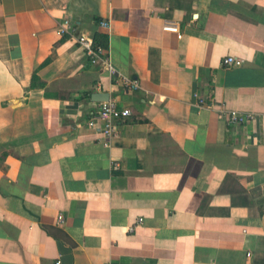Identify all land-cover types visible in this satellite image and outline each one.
I'll return each instance as SVG.
<instances>
[{
	"label": "crops",
	"instance_id": "crops-1",
	"mask_svg": "<svg viewBox=\"0 0 264 264\" xmlns=\"http://www.w3.org/2000/svg\"><path fill=\"white\" fill-rule=\"evenodd\" d=\"M0 264H264V0H0Z\"/></svg>",
	"mask_w": 264,
	"mask_h": 264
},
{
	"label": "built area",
	"instance_id": "built-area-1",
	"mask_svg": "<svg viewBox=\"0 0 264 264\" xmlns=\"http://www.w3.org/2000/svg\"><path fill=\"white\" fill-rule=\"evenodd\" d=\"M101 26L104 28H110L109 21H102ZM176 30V28H169ZM57 32L59 37L67 38L70 37L75 39L79 47L84 51V53L92 60L93 63H98L104 52L103 48L98 46L93 37L85 34H79L77 27L70 19H65L59 23ZM108 67L111 73L115 74V69L108 60L103 61ZM243 65V60H239L235 57H227L223 60V66L225 68L241 67ZM123 82L126 84H131L134 88L138 87L137 81H129L123 78ZM204 102H202V105ZM225 115L226 122L229 126H243L249 123H255L259 120L260 116L254 112H240V111H229L222 112ZM132 115V112L128 108H120L115 101L103 102L96 114V118L104 122V128L102 134L107 139H112L117 135V123L126 120ZM90 125H93V121L90 120ZM108 145V144H107ZM59 222H63V216H59ZM143 222L142 219L139 220V224ZM138 224V226H139ZM134 227L130 228L129 231H134Z\"/></svg>",
	"mask_w": 264,
	"mask_h": 264
},
{
	"label": "trees",
	"instance_id": "trees-1",
	"mask_svg": "<svg viewBox=\"0 0 264 264\" xmlns=\"http://www.w3.org/2000/svg\"><path fill=\"white\" fill-rule=\"evenodd\" d=\"M95 42L99 46L106 47L107 38L104 35H99V36L95 37Z\"/></svg>",
	"mask_w": 264,
	"mask_h": 264
}]
</instances>
